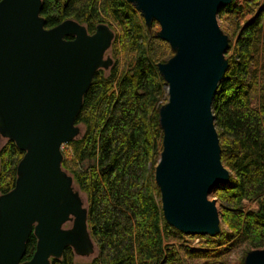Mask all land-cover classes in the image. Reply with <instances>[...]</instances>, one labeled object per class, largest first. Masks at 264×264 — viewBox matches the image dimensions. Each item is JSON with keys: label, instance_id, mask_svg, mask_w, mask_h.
I'll return each mask as SVG.
<instances>
[{"label": "water", "instance_id": "obj_1", "mask_svg": "<svg viewBox=\"0 0 264 264\" xmlns=\"http://www.w3.org/2000/svg\"><path fill=\"white\" fill-rule=\"evenodd\" d=\"M125 1L148 29L159 26L154 37L173 53L157 64L167 94L154 169L163 219L183 235L215 237L221 222L209 195L231 177L211 108L228 68L217 15L234 0ZM41 9L42 0H0V136L23 152L13 189L0 195V264H51L66 248L76 257L97 252L61 148L82 135L83 97L96 72L113 65L105 55L115 35L106 24L89 34L74 20L45 28ZM31 234L35 251L23 261ZM243 264H264V248L249 251Z\"/></svg>", "mask_w": 264, "mask_h": 264}, {"label": "trees", "instance_id": "obj_2", "mask_svg": "<svg viewBox=\"0 0 264 264\" xmlns=\"http://www.w3.org/2000/svg\"><path fill=\"white\" fill-rule=\"evenodd\" d=\"M40 15L48 29L74 20L89 34L98 24L117 32L113 65L108 74L96 72L83 97L76 125L84 132L62 154V168L87 198L88 229L97 247L88 264H231V252L244 247V256L264 248V0L232 3L217 15L228 25L231 55L211 108L221 163L231 177L214 190L225 227L215 237L185 236L162 216L154 169L162 150L158 109L167 94L157 64L172 56L169 45L125 0H42ZM22 156L12 141L0 149V195L13 189ZM243 201H255L256 211H243ZM183 237L199 238L203 247L170 244ZM35 246L31 234L23 261ZM50 263L75 264L74 254L66 248Z\"/></svg>", "mask_w": 264, "mask_h": 264}, {"label": "rangeland", "instance_id": "obj_3", "mask_svg": "<svg viewBox=\"0 0 264 264\" xmlns=\"http://www.w3.org/2000/svg\"><path fill=\"white\" fill-rule=\"evenodd\" d=\"M243 2H244V0H234L233 1V5L234 6H242L243 5ZM251 18H252V16L245 15L244 20H250ZM217 21H218V25L221 28V30L227 35L226 32H228V25L225 22H223L222 20H219L218 18H217ZM108 23L111 24L114 29L116 28V26L113 25L112 23H110V22H108ZM150 30H152L154 32V34H155V32L159 31V26L156 24V26L154 28L150 29ZM114 32H115V30H114ZM115 33H117V32H115ZM230 42H231V45H233L235 43V39L232 37ZM230 55H231V52L229 50H227V52L225 54V58L227 59ZM105 56H109L110 58H112L111 57V50L110 49L108 50V52L106 53ZM123 61L124 60H122L120 62V64H122ZM255 66H258V65H255ZM108 71H109V69L107 71H105V74H108ZM251 104H252V107H254V108L257 107V105H258L257 98H254L252 100ZM79 127L81 128V131L83 133L84 132L83 126L82 125H79ZM6 142H7V140L4 139V138H2L0 136V149L6 144ZM66 149H67L66 147L62 146L61 153L62 154L65 153L66 152ZM73 186L75 187V189L77 191H79V194H80L81 198L83 199L85 206L87 207L88 204H87L86 195L79 190V188L77 187V185L74 182H73ZM209 198L211 200H214L215 199V197H214V191L209 195ZM216 205H217V208L219 209V203L218 202L216 203ZM240 207L245 212L246 211H256V209H257V203L255 201H253V202L243 201L241 203V206ZM70 226H71V224L70 223H67L64 226V228H69ZM220 229H225V227H224V225L222 223H220ZM197 239L200 240V245H198L199 247L198 248H195V249L202 248L203 247V245H202L203 240H201L199 238H191V237L190 238L189 237L186 238V237H183L182 240H180V239L177 240V241H173L172 240L170 242V244H183V245L186 246V245H190L193 241H195ZM166 244H169V242L166 243ZM244 251H245V249L243 247L242 249H239L236 252H231V254L229 255V258H230L229 261L231 262V264H241L242 257H245V255L248 253V252L247 253H244V256H243V252ZM95 256H96V253L93 256H91V257H76V256H74V261H75V264H88V263H90L92 261V259Z\"/></svg>", "mask_w": 264, "mask_h": 264}, {"label": "built area", "instance_id": "obj_4", "mask_svg": "<svg viewBox=\"0 0 264 264\" xmlns=\"http://www.w3.org/2000/svg\"><path fill=\"white\" fill-rule=\"evenodd\" d=\"M200 245V240H195L193 241L190 245H186L187 247L191 248V249H195V248H198Z\"/></svg>", "mask_w": 264, "mask_h": 264}]
</instances>
